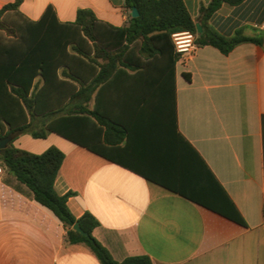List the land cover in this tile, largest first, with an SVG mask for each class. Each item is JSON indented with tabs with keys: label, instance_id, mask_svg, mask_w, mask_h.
<instances>
[{
	"label": "crops",
	"instance_id": "obj_1",
	"mask_svg": "<svg viewBox=\"0 0 264 264\" xmlns=\"http://www.w3.org/2000/svg\"><path fill=\"white\" fill-rule=\"evenodd\" d=\"M15 0H0V9ZM183 0L195 21L201 4ZM124 0H22L3 17L61 23L90 10L101 30L127 24ZM16 19V20H14ZM220 35L264 37V0L222 4L208 21ZM106 26V27H105ZM122 67L89 102L80 140L22 133L15 148L64 158L55 191L72 192L75 218L91 214L93 237L112 258L146 255L153 264H264V47L245 42L228 54L197 46L174 65L159 58ZM183 74L189 77L187 80ZM236 211L244 225L223 216ZM11 175L0 176V264H100Z\"/></svg>",
	"mask_w": 264,
	"mask_h": 264
},
{
	"label": "trees",
	"instance_id": "obj_2",
	"mask_svg": "<svg viewBox=\"0 0 264 264\" xmlns=\"http://www.w3.org/2000/svg\"><path fill=\"white\" fill-rule=\"evenodd\" d=\"M243 1L210 0L200 5L193 21L183 0H124L127 24L107 30L99 29L94 14L87 9L78 10L75 20L68 23L59 22L47 9L37 21L22 18L9 24L3 19L5 12L16 11L22 0L4 5L0 9V31L6 35L0 37V139L10 136L14 140L22 133L45 138L52 132L92 150L80 140L79 129L82 121L96 114L89 109L96 88L120 68L135 70L150 58L169 61L172 68L181 57L172 33L189 31L195 35V45H209L223 54L245 42L264 47L263 36L249 37L236 31L224 37L208 23L222 4L236 6ZM133 7L137 17H131ZM183 76L189 80L186 74ZM63 158L54 146L34 154L10 142L0 150L3 172L14 177L35 202L57 218L65 229L66 243L85 245L100 264H153L146 255L114 260L92 235L97 220L87 212L79 218L71 214L67 199L73 193L60 195L54 188ZM219 213L244 225L237 211L233 216ZM75 222L87 237L72 230Z\"/></svg>",
	"mask_w": 264,
	"mask_h": 264
},
{
	"label": "built area",
	"instance_id": "obj_3",
	"mask_svg": "<svg viewBox=\"0 0 264 264\" xmlns=\"http://www.w3.org/2000/svg\"><path fill=\"white\" fill-rule=\"evenodd\" d=\"M172 42L175 50L181 54H189L195 48V35L189 31L175 32L171 34ZM3 174V169L0 166V176Z\"/></svg>",
	"mask_w": 264,
	"mask_h": 264
},
{
	"label": "water",
	"instance_id": "obj_4",
	"mask_svg": "<svg viewBox=\"0 0 264 264\" xmlns=\"http://www.w3.org/2000/svg\"><path fill=\"white\" fill-rule=\"evenodd\" d=\"M138 16V12L136 10V8H132L131 9V17H137ZM196 28H197V32L200 33L201 32V28L198 24H196ZM12 141V137L7 136L5 138L0 139V150L5 149L8 145V143H10ZM72 230L76 231L78 233H80L81 235L87 237L88 234L86 232H84L80 227H79V223L75 222L74 225L72 226Z\"/></svg>",
	"mask_w": 264,
	"mask_h": 264
},
{
	"label": "rangeland",
	"instance_id": "obj_5",
	"mask_svg": "<svg viewBox=\"0 0 264 264\" xmlns=\"http://www.w3.org/2000/svg\"><path fill=\"white\" fill-rule=\"evenodd\" d=\"M3 19H4L5 22L9 23V22H8L9 19H8L7 17H3ZM14 20H16V19H14ZM5 36H6V35H5V32H4V31H0V37H5Z\"/></svg>",
	"mask_w": 264,
	"mask_h": 264
}]
</instances>
